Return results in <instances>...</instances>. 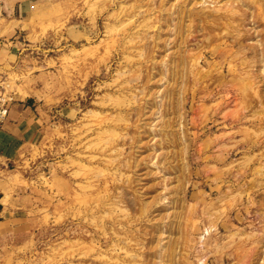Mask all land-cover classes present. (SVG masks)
I'll use <instances>...</instances> for the list:
<instances>
[{
    "label": "rangeland",
    "instance_id": "374dc122",
    "mask_svg": "<svg viewBox=\"0 0 264 264\" xmlns=\"http://www.w3.org/2000/svg\"><path fill=\"white\" fill-rule=\"evenodd\" d=\"M1 2L38 119L0 264H264V0Z\"/></svg>",
    "mask_w": 264,
    "mask_h": 264
},
{
    "label": "crops",
    "instance_id": "0c3cea01",
    "mask_svg": "<svg viewBox=\"0 0 264 264\" xmlns=\"http://www.w3.org/2000/svg\"><path fill=\"white\" fill-rule=\"evenodd\" d=\"M13 9L15 11V7L10 8L0 0V71L4 72L13 68L19 50L24 49V44L16 36L20 20L9 16ZM33 106L30 99L19 95L10 105L8 116L0 129V180L27 143L33 140L38 119L34 112L36 107Z\"/></svg>",
    "mask_w": 264,
    "mask_h": 264
},
{
    "label": "built area",
    "instance_id": "2783aa9c",
    "mask_svg": "<svg viewBox=\"0 0 264 264\" xmlns=\"http://www.w3.org/2000/svg\"><path fill=\"white\" fill-rule=\"evenodd\" d=\"M14 100V93L7 89V85L0 81V129L8 116L10 105Z\"/></svg>",
    "mask_w": 264,
    "mask_h": 264
},
{
    "label": "bare ground",
    "instance_id": "6f19581e",
    "mask_svg": "<svg viewBox=\"0 0 264 264\" xmlns=\"http://www.w3.org/2000/svg\"><path fill=\"white\" fill-rule=\"evenodd\" d=\"M212 228H213L212 225H208V226L205 227V230H204L205 232H204V231H203V232H204L205 234L208 235V233L211 231ZM198 239H199V238H198ZM198 239H197V240H198ZM196 243H197V242H196ZM198 243H199V241H198ZM197 247H198V244H197ZM199 248H200V247H199ZM196 250H197V248H196ZM201 260H202V259H201ZM201 260H200V261H201ZM200 261H199V262H200ZM203 261H204V259H203Z\"/></svg>",
    "mask_w": 264,
    "mask_h": 264
}]
</instances>
